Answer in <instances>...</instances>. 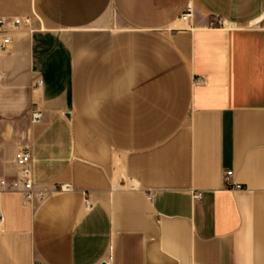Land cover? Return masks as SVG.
<instances>
[{"label":"crops","instance_id":"crops-1","mask_svg":"<svg viewBox=\"0 0 264 264\" xmlns=\"http://www.w3.org/2000/svg\"><path fill=\"white\" fill-rule=\"evenodd\" d=\"M0 19V264H264V0H0ZM24 147L32 201L1 184Z\"/></svg>","mask_w":264,"mask_h":264},{"label":"built area","instance_id":"built-area-1","mask_svg":"<svg viewBox=\"0 0 264 264\" xmlns=\"http://www.w3.org/2000/svg\"><path fill=\"white\" fill-rule=\"evenodd\" d=\"M192 5L189 3L187 5L186 10L184 13L181 15V19L183 21H188L192 17ZM217 24L222 25V20L218 19ZM9 21L6 19H0V32L3 34V42H2V49L3 50H8L12 38L8 34L9 33ZM12 26L13 28H19L20 26L24 24H29L30 19H20L16 18L12 20ZM197 81L200 83L202 82V79H197ZM43 117L42 111L39 109H36L33 114H32V122L33 123H39ZM15 162L19 168V175L17 179L7 182L6 180H3L1 182L2 185L7 186L10 190H19L23 193L24 197L28 201H32L33 198L35 197V186H34V176H33V169L31 167V162H32V152L29 147H24L19 149L16 154H15ZM234 172L233 170H229L226 172L224 176V181L225 184L228 188L234 189V190H240L243 189V185L241 183H237L234 179ZM22 187V188H21ZM68 188V187H66ZM65 185H61L59 187V190H64ZM44 196V194H41ZM200 194H196V197H199ZM88 204V200L86 201ZM2 219V218H1Z\"/></svg>","mask_w":264,"mask_h":264}]
</instances>
